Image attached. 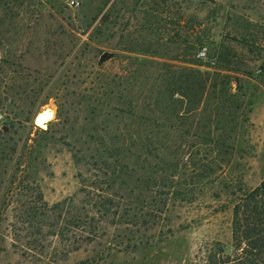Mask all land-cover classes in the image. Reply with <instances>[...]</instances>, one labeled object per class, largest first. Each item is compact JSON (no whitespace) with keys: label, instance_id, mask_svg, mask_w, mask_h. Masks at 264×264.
Returning a JSON list of instances; mask_svg holds the SVG:
<instances>
[{"label":"rangeland","instance_id":"obj_1","mask_svg":"<svg viewBox=\"0 0 264 264\" xmlns=\"http://www.w3.org/2000/svg\"><path fill=\"white\" fill-rule=\"evenodd\" d=\"M0 1L12 8L0 11L2 99L16 101L0 106V130L11 128L0 144L10 137L16 149L0 152V264H205L216 243L231 247L235 197L226 186L264 182V0ZM104 53L111 57L101 62ZM195 63L231 78L242 106L235 154L202 183L186 168L179 182L189 194L164 211L150 196L139 223L120 221L129 190L95 158L109 134L134 128L119 94L150 88L165 64ZM27 96L37 102L29 121L21 117ZM44 111L51 143L33 168L19 166L40 138L35 120ZM110 199L117 215L100 209ZM33 209L44 216L30 219Z\"/></svg>","mask_w":264,"mask_h":264},{"label":"trees","instance_id":"obj_2","mask_svg":"<svg viewBox=\"0 0 264 264\" xmlns=\"http://www.w3.org/2000/svg\"><path fill=\"white\" fill-rule=\"evenodd\" d=\"M7 6L0 1V11L12 9ZM192 65L197 68L165 64L154 73L156 82L150 88L143 86L136 97L127 89L126 94L123 90L119 94L128 107L120 114L129 118L134 128L130 132L126 129L109 134L110 145L97 149L95 158L111 171L110 181L114 186L119 184L120 189L129 190L125 200L130 209L119 216L120 221H129L127 217H131V224L139 223L140 212L150 196L158 200L160 211H164L171 198L189 194L180 189L179 182L186 168H191L197 183H202L223 173L235 154L239 122L235 113L242 106L231 92V78L222 73L224 70H202L201 64ZM1 87L0 84V106L14 107L16 101L11 104H7L8 98L3 101ZM20 89L27 93L24 87ZM33 99L27 96L23 102L21 117L25 121L30 120L37 105ZM10 129L3 126L0 134L8 137ZM39 133L40 138L19 154V166L26 164L28 169L33 168L48 148L50 128L39 127ZM11 141L12 138L3 137L1 153H15L16 149L10 148ZM200 153L205 155L202 158L205 163L200 162ZM2 161L0 169L4 167ZM231 188L229 185L225 188L235 197L231 247L216 243L209 250L205 264H264V182L250 190ZM114 203V199L105 201L100 209L112 216V209L118 207ZM42 216L35 209L29 213L32 220ZM72 223L82 224V215L78 213Z\"/></svg>","mask_w":264,"mask_h":264},{"label":"built area","instance_id":"obj_3","mask_svg":"<svg viewBox=\"0 0 264 264\" xmlns=\"http://www.w3.org/2000/svg\"><path fill=\"white\" fill-rule=\"evenodd\" d=\"M67 5L71 8H77L81 6V0H67ZM198 56L201 59H206L208 56V49L206 47L201 48Z\"/></svg>","mask_w":264,"mask_h":264},{"label":"bare ground","instance_id":"obj_4","mask_svg":"<svg viewBox=\"0 0 264 264\" xmlns=\"http://www.w3.org/2000/svg\"><path fill=\"white\" fill-rule=\"evenodd\" d=\"M40 116L39 120H38V123L40 125H44V123H46L47 121L51 120L52 118V114L48 111H44V112H41L40 114L37 115V117Z\"/></svg>","mask_w":264,"mask_h":264},{"label":"water","instance_id":"obj_5","mask_svg":"<svg viewBox=\"0 0 264 264\" xmlns=\"http://www.w3.org/2000/svg\"><path fill=\"white\" fill-rule=\"evenodd\" d=\"M110 57H111V54H110V53H104V54L102 55V57H101V62L106 61V60L109 59ZM40 116H41V115H39L38 117H36V120H35L36 125H38L39 127H42V128H47V127H48V122H50V120L47 121L46 123H44V125H40V124L38 123V120H39Z\"/></svg>","mask_w":264,"mask_h":264}]
</instances>
